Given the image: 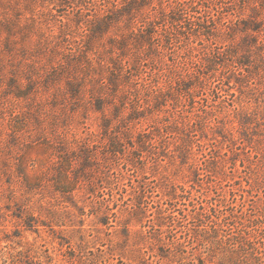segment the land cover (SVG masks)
I'll return each instance as SVG.
<instances>
[{"label":"rangeland","instance_id":"374dc122","mask_svg":"<svg viewBox=\"0 0 264 264\" xmlns=\"http://www.w3.org/2000/svg\"><path fill=\"white\" fill-rule=\"evenodd\" d=\"M102 4L0 0V264H219L223 216L264 224V0L130 79Z\"/></svg>","mask_w":264,"mask_h":264},{"label":"trees","instance_id":"16d2710c","mask_svg":"<svg viewBox=\"0 0 264 264\" xmlns=\"http://www.w3.org/2000/svg\"><path fill=\"white\" fill-rule=\"evenodd\" d=\"M102 2L101 11H97L84 22L95 27L98 24V28L114 26L118 30L119 27H125L120 37L111 40V53L107 57L114 66L111 70L116 79L120 74L129 79L132 76L138 77L137 66L143 60L151 57L153 53H162L175 43L187 45L193 41L192 36L203 34L207 40L216 38L220 32L218 29L222 26L219 22L220 15L216 16V13L219 7L223 9L227 7V0H102ZM231 28L232 25L228 29ZM182 85L180 88L184 89ZM222 218L232 233L226 240L216 237L206 241L211 243L205 245V251L212 257L218 255L219 264H264L262 228L264 224H261L258 217L238 218L231 211ZM210 221L216 229L217 221L215 224L214 221ZM251 221H255V225L250 224ZM201 225L203 226V223ZM210 246L213 251L212 248L209 249ZM190 264H207V261L205 257L195 255Z\"/></svg>","mask_w":264,"mask_h":264}]
</instances>
